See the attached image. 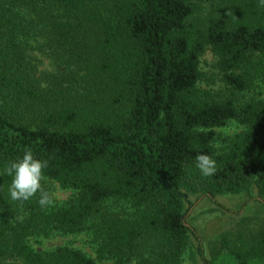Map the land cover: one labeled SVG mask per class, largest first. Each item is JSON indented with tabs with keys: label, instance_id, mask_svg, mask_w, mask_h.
Instances as JSON below:
<instances>
[{
	"label": "trees",
	"instance_id": "obj_1",
	"mask_svg": "<svg viewBox=\"0 0 264 264\" xmlns=\"http://www.w3.org/2000/svg\"><path fill=\"white\" fill-rule=\"evenodd\" d=\"M21 8L69 70L44 72L47 89L20 71ZM206 49L225 96L198 85ZM262 85L260 0H0V264H181L190 236L201 264H264V221L219 233L207 255L187 224L191 195L253 190L264 206V89L235 97ZM229 120L241 128L217 148L214 128ZM28 148L49 161L47 191H74L62 204L11 200L5 166ZM200 154L214 175L196 169ZM83 230L95 258L27 243Z\"/></svg>",
	"mask_w": 264,
	"mask_h": 264
},
{
	"label": "rangeland",
	"instance_id": "obj_2",
	"mask_svg": "<svg viewBox=\"0 0 264 264\" xmlns=\"http://www.w3.org/2000/svg\"><path fill=\"white\" fill-rule=\"evenodd\" d=\"M18 29H22L24 36H19L20 42L26 45L22 48V69L34 80H38L43 88L47 89L50 83L43 81V73H67L69 70L64 65H59L56 59L49 55V49L43 45L44 39L40 35V30L35 34L36 28H40V23L36 22L31 12H27L24 8L19 10ZM26 17V21L21 18ZM32 18L31 21L27 19ZM26 32V33H25ZM19 35V34H18ZM213 56L209 50H205L199 58V69L204 73V78L198 83L200 87L211 91H219L222 96L228 94V91L219 80V74L212 67ZM257 84V83H256ZM262 87L255 86L252 91L235 92L238 100L248 99L257 96L259 92H263ZM241 126L233 120L227 121L223 126L215 127L214 131L217 139L214 145L218 148L221 146V139L233 135L239 131ZM54 204H62L66 198L71 196L74 191L71 189H61L55 182H51ZM253 190L242 192L239 194H219L216 195L214 201H210L206 197L191 195L190 208L187 224L192 227L203 245L205 255H207L208 246L221 232L234 233L237 229L243 227L248 229L256 228L264 221V206L255 201ZM191 246L189 251L184 255L181 264H201L197 255L194 253L193 238L190 236ZM27 243L37 251L50 249L58 245H66L79 249L81 252L91 258H95L94 243L90 231L83 230L76 233H61L52 231L48 236H31L27 238ZM4 262H9L5 260ZM97 264H111V261L97 260Z\"/></svg>",
	"mask_w": 264,
	"mask_h": 264
},
{
	"label": "clouds",
	"instance_id": "obj_3",
	"mask_svg": "<svg viewBox=\"0 0 264 264\" xmlns=\"http://www.w3.org/2000/svg\"><path fill=\"white\" fill-rule=\"evenodd\" d=\"M264 5V0H260ZM49 166L48 160L34 157L32 149L25 150L22 159L14 160L5 166V174L12 177L8 189L11 200L25 202L39 193L38 204L41 209H47L54 204L53 196L42 182L46 180L44 170ZM195 167L204 177H210L216 172V161L209 155L200 154L195 158Z\"/></svg>",
	"mask_w": 264,
	"mask_h": 264
}]
</instances>
